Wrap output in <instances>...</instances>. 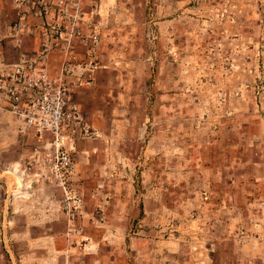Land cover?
I'll return each mask as SVG.
<instances>
[{
	"label": "crops",
	"instance_id": "0c3cea01",
	"mask_svg": "<svg viewBox=\"0 0 264 264\" xmlns=\"http://www.w3.org/2000/svg\"><path fill=\"white\" fill-rule=\"evenodd\" d=\"M18 1L0 0V72L18 56L11 32L21 11ZM106 1L101 11L103 23L139 22L135 0ZM145 1L147 36L143 44L131 29L119 33V26V31H108L113 41L124 45L108 50L101 44L94 70L87 66L89 46L80 41L73 44L71 52L82 62L75 70L80 84L73 88L74 99L90 128L101 137L90 141L65 138L61 143L69 152H79L78 166L91 164L102 172L97 178L82 176V192L88 191L84 195L92 207L84 224L95 253L100 255L99 245L108 231L118 244L122 239L125 244L127 238L132 243L136 240L132 246L134 263L155 264L160 261L149 250L142 255L140 246H150L149 233L143 231L164 228L170 216L185 213L186 202L170 205L169 184L189 185L201 179L186 168H197L200 162L206 165L202 152L215 148L219 135L235 132L244 136L245 149L253 156L241 155L239 161L255 170L248 182L260 187L249 198L264 207V0ZM121 9L126 12L121 13ZM82 15L91 18L86 12ZM40 24L32 16V33L23 35L24 49L33 54L40 52L43 42ZM107 33L99 31L102 40ZM63 61L60 51L50 55L47 65L52 75L60 73ZM240 121L242 125L234 128ZM10 135L14 138L9 139ZM17 138V149L26 145L27 152L42 144L38 137L25 132L0 97V176L6 173L5 168L12 167L7 154ZM226 140V149L233 152L235 146ZM127 144L136 150L127 152ZM189 150L194 152L190 160L186 155ZM25 158L29 161V155ZM20 162L21 158L18 165ZM126 164L135 171L142 168L141 178L132 173L125 176L121 168ZM116 167L118 170L112 172ZM171 174L179 178H170ZM99 175H109V179L102 181ZM101 184L106 185L104 190ZM140 184L148 186L145 191L140 190ZM224 209L243 213L228 203ZM136 213L146 218L137 219ZM133 226L147 236L145 243L138 235L127 233L135 230ZM258 227L263 235L245 237L241 247L247 263L264 264V225ZM57 238L55 248L63 252L65 237ZM156 244L164 246L163 242ZM122 257L120 253L117 264L125 261L120 260ZM213 262L212 249H206L199 263Z\"/></svg>",
	"mask_w": 264,
	"mask_h": 264
},
{
	"label": "rangeland",
	"instance_id": "374dc122",
	"mask_svg": "<svg viewBox=\"0 0 264 264\" xmlns=\"http://www.w3.org/2000/svg\"><path fill=\"white\" fill-rule=\"evenodd\" d=\"M77 1L80 2V13H89L91 15L89 21L97 24L99 31H103V35L110 30L112 33L115 32L114 30L119 31L118 27L121 26L122 30L119 33H126L131 29L137 32L139 43L146 42L145 0H135L138 4L139 19L136 25L129 22L119 24L118 21L112 24L103 23L101 11L102 5L107 4L106 0ZM109 9L110 12L113 10L112 7ZM120 11L126 12L123 9ZM118 13L117 11L116 14ZM111 14L114 13L111 12ZM107 34L103 36L101 44H105L108 50L124 45L117 40L113 41V37ZM126 44H129L128 39ZM235 123L234 128L242 125V121L236 126ZM92 131L97 134L95 130ZM100 137L97 134L94 138L77 139L90 141ZM243 137L242 134L238 135L235 132L227 136L219 135L218 145L202 152L206 165L200 162L197 168H190L191 165L186 168L187 171L196 172L194 178L201 179L189 185L188 183L177 184L176 181L169 184L170 205L176 206L186 202L185 213L170 216V222L166 221L164 228L158 230L155 227L156 231H143L149 233L150 240L149 248L141 243L143 256L149 250L154 259L160 261L155 264H200L202 254L206 252V249L211 248L214 255L213 264H259L258 262L247 263L242 259L241 247L246 241L245 237L260 238L263 232L258 225H264V207H260L259 201L249 198L250 194L258 193L260 189L258 183L248 182L249 177L256 174L255 170L239 161L244 155L248 154L249 159L253 156L252 151H247V147L245 149ZM12 138L14 137L10 135L9 139ZM226 139H230L229 143L232 142L235 146L233 152L231 149H226L228 141ZM17 140L18 138L15 143H12L7 154V161L12 164V167L5 168L6 173L0 176V264H65V259L68 260L67 264H117L116 259H119L120 253L124 255L120 260H125L122 264H136L132 255L134 252L132 246L136 240L132 243V240L127 238L125 244L122 239L118 244L115 237L106 231V239L102 238L99 245L100 255H97L95 244L92 245V239L86 230L84 221L89 219L88 214L92 210H90L88 198L84 195L88 191L84 194L82 192V176L84 174L86 178H97L100 169L91 164L78 166L79 152L72 153L77 168L66 186L71 189L72 195L81 197L84 202L83 215L74 225L73 220L66 213L67 197L63 185L57 178H45L49 173L45 165V155L48 151L42 148V144L33 147L31 152L25 150L28 147L26 145L23 149L20 147L17 149L19 146ZM124 149L130 152L133 149L136 150V147L127 144ZM24 155L25 157L29 155V161ZM186 155L190 156L188 159L190 160L194 152L189 150ZM20 158L21 165H18ZM170 162L172 164V158ZM227 164L233 167H226ZM107 169L109 171L110 167ZM121 169L125 170V176H130L131 173L134 177L142 176V168L135 171L134 167L126 164ZM116 170H118L117 167L112 169V172ZM35 174L39 175L34 177ZM99 178L105 181L106 178L109 179V175H99ZM170 178L179 177L171 174ZM105 186L101 184L103 190ZM139 186L141 191H145L148 187L146 184ZM226 203L239 207L243 213L235 209L227 211L224 209ZM139 206L143 208V204ZM203 207L211 212H204ZM179 209L182 211L181 207ZM136 214L137 219L146 218L143 213ZM91 217L94 218V216ZM78 226L83 228L79 234L74 232ZM133 229H135L134 226ZM143 232L135 229L127 233L132 236L138 235L140 242L143 238L145 243L147 236ZM57 236L65 237L66 246L63 252L55 248V240L59 242ZM154 240L163 242L164 246L157 245Z\"/></svg>",
	"mask_w": 264,
	"mask_h": 264
},
{
	"label": "built area",
	"instance_id": "2783aa9c",
	"mask_svg": "<svg viewBox=\"0 0 264 264\" xmlns=\"http://www.w3.org/2000/svg\"><path fill=\"white\" fill-rule=\"evenodd\" d=\"M18 4L21 11L11 31L18 56L0 72V97L25 132L38 137L42 148L48 151L45 165L49 173L45 178H57L63 185L66 213L75 225L83 215L84 202L66 186L77 163L61 142L65 138H94L97 134L74 99L73 88L80 84L75 70L82 62L71 50L78 41L88 45L87 66L94 70L102 42L99 27L83 17L77 0H20ZM32 16L41 22L43 42L38 54L24 49L23 35L32 33ZM55 51L64 56L58 75H52L47 65ZM82 231L78 226L74 232Z\"/></svg>",
	"mask_w": 264,
	"mask_h": 264
}]
</instances>
